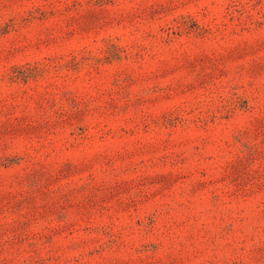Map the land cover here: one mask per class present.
I'll return each mask as SVG.
<instances>
[{
    "label": "rangeland",
    "instance_id": "374dc122",
    "mask_svg": "<svg viewBox=\"0 0 264 264\" xmlns=\"http://www.w3.org/2000/svg\"><path fill=\"white\" fill-rule=\"evenodd\" d=\"M0 264H264V0H0Z\"/></svg>",
    "mask_w": 264,
    "mask_h": 264
}]
</instances>
